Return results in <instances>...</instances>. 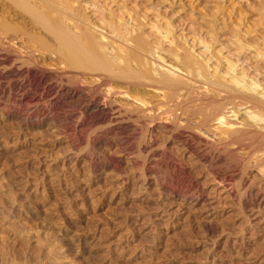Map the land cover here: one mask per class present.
Listing matches in <instances>:
<instances>
[{"label":"rangeland","instance_id":"rangeland-1","mask_svg":"<svg viewBox=\"0 0 264 264\" xmlns=\"http://www.w3.org/2000/svg\"><path fill=\"white\" fill-rule=\"evenodd\" d=\"M52 2L73 17L87 14L95 32L118 45L125 33L145 38L146 50L120 43L135 48L128 61L139 81L100 71L103 84L86 85L63 75L48 52L45 62H27L0 48V264H264V146L256 127L264 110L203 82L196 68L186 69L181 93H189L176 99L146 80L170 64L169 54L184 55L185 36L226 55L264 89V0ZM1 8L14 35L28 42L27 28L44 34L26 15ZM29 70L43 74L38 83ZM73 87L81 95L70 99L64 90ZM212 88L220 96L211 97ZM93 102L104 106L103 118L92 116ZM215 112L236 116L218 126Z\"/></svg>","mask_w":264,"mask_h":264},{"label":"bare ground","instance_id":"bare-ground-1","mask_svg":"<svg viewBox=\"0 0 264 264\" xmlns=\"http://www.w3.org/2000/svg\"><path fill=\"white\" fill-rule=\"evenodd\" d=\"M54 1V0H53ZM67 1V0H66ZM75 1V0H74ZM81 1V0H80ZM105 1V0H104ZM121 1V0H120ZM57 2V1H56ZM71 2V1H70ZM52 2V0H0V5L2 7V5H4V10L6 9L5 6H7V10H8V7L11 8L10 11L8 10L7 13L11 12V10H13L14 12L12 14H15V12H19V16H20V13H22V16L26 15L29 19V22L34 26L31 27L32 28H35L38 29L37 31L39 32H44L43 35V38L41 36H37L36 33L33 34V35H30L32 34V32L30 31V29L28 30L27 28V31L30 32L28 34L29 36L26 35V33H24V29L23 30H20L24 33V35H26L29 39V43L27 41H25L26 37H23L22 36H19V35H14L16 34V31L14 32V28L10 25H8L7 23H5L4 21L0 20V48H5L7 49L6 51L13 55L14 57H16V59H20L21 58H28L30 59L31 61L32 60H37L38 61V57H40V55H43V52L44 54H46L47 52L49 53V56L50 58H52V61L54 62L53 64L55 65V67H60L59 70H62L64 71L63 75L66 76L65 72L67 73H70L69 75L71 77L74 78V80H81L82 82L86 83L87 84H103L102 83V78L98 75V72L102 71L104 72L106 75H109L111 76V78L115 79V80H122V79H125L124 77L126 76V74H130L132 78L133 77V80H136L134 82H137L139 81V78H140V75L139 73H136L138 71V69L136 71L134 70H131V66L130 64L132 63H129V59L131 61V56L130 54L132 53L131 50L134 51L135 48H130L129 46L131 45H137L139 49H143L146 50L145 48L141 47L143 45L142 43V40H145L138 38L136 37L135 34H137V32L134 34V36L136 38L133 37V34L132 36H130L131 34H128V33H123L124 34V37L126 36L127 39L129 38L130 40H132L133 38V43L132 42H128V40L126 38H123L121 34L120 37V43H124L126 44V42L130 43V45L126 48H122V45H119L121 47H119V45L114 42V37L111 38L113 40H110L109 39H106V38H103L102 36L104 35H99L98 32H95V29L98 31V28L97 29V26H95L93 23H88V22H91L89 21V18L88 17V20L84 18V16H86L84 14L83 18H78V15L79 13H74V17H73V12L71 11V13H67L66 10H68L66 8L61 10L59 8L61 7H57L56 3ZM88 3V2H87ZM112 3L113 0H112ZM78 4V3H77ZM90 4V3H89ZM101 4V3H100ZM107 4V3H106ZM118 4V3H117ZM53 5H56V6H53ZM74 5V4H73ZM92 5V3H91ZM116 5V4H115ZM71 6V5H70ZM69 6V7H70ZM114 6V5H113ZM118 6V5H117ZM0 7V9H2ZM78 7V6H76ZM90 7V6H89ZM97 7V6H95ZM119 7V6H118ZM123 7V6H121ZM64 8V7H63ZM93 8V7H92ZM102 8V7H101ZM100 9V7H99ZM119 10V8H117ZM5 10V12L7 11ZM65 10V11H64ZM82 10V9H81ZM91 10V9H90ZM121 10V8H120ZM77 11V10H76ZM103 11V10H102ZM101 11V12H102ZM123 12H125L123 9H122ZM2 12V11H1ZM91 12V11H90ZM96 12V11H94ZM82 13V12H81ZM80 13V14H81ZM92 13H93V10H92ZM90 13V14H92ZM98 13V12H96ZM114 13V12H113ZM6 14V13H5ZM4 14V15H5ZM17 14V13H16ZM83 14V13H82ZM11 15V14H10ZM9 15V16H10ZM78 15V16H77ZM94 15V14H92ZM97 15V14H96ZM95 15V16H96ZM120 15V14H119ZM128 15V14H127ZM12 16V15H11ZM18 16V15H17ZM90 16V15H88ZM99 16V15H98ZM126 17V14L124 15ZM14 17V16H13ZM25 17V16H24ZM81 17V16H80ZM128 17V16H127ZM20 18V17H18ZM94 18V17H93ZM115 18V17H114ZM11 19V18H10ZM9 19V20H10ZM22 19V18H21ZM26 19V17H25ZM26 19V20H27ZM91 19V18H90ZM96 19V18H94ZM127 19V18H126ZM134 19V18H133ZM145 19V18H144ZM87 20V21H86ZM102 20V19H99V21ZM115 20V19H114ZM114 20H111L114 21ZM122 16L120 18V23H122ZM95 21V20H94ZM92 21V22H94ZM104 21V20H103ZM103 21H100L101 23H103ZM106 21V20H105ZM104 21V22H105ZM117 21V20H116ZM115 21V22H116ZM110 22V21H109ZM124 22V21H123ZM128 22V20L126 21ZM125 22V24H126ZM141 22V20H140ZM151 22V20H150ZM28 23V22H27ZM98 23V22H97ZM108 23V21H107ZM148 23V22H147ZM91 24H93L94 26H91ZM99 24V23H98ZM124 24V23H123ZM128 24V23H127ZM131 24L132 23V20H131ZM146 25V23H144ZM29 25V23H28ZM111 26V24H109ZM121 25V24H120ZM101 26V25H100ZM99 26V27H100ZM104 26V25H103ZM106 26V24H105ZM104 26V27H105ZM117 24L115 25V28H116ZM124 25L120 26L123 27ZM126 26V25H125ZM147 26V25H146ZM158 26V25H157ZM155 25V28L154 26L150 28L151 31L154 29H156V37H157V33H160L158 31V29L156 28L157 27ZM29 27V26H28ZM107 27V26H106ZM128 27V25H127ZM139 27V25H138ZM141 27V26H140ZM139 27V28H140ZM102 28V27H101ZM112 28V27H111ZM126 28V27H124ZM129 28V27H128ZM135 28V27H134ZM164 28V27H163ZM21 29V28H20ZM106 29V28H105ZM104 29V30H105ZM143 29V28H142ZM161 29V28H160ZM18 31V29H16ZM33 30V29H32ZM109 30V29H108ZM117 30V28L115 29ZM123 30V29H122ZM138 30V29H137ZM163 30V29H162ZM19 31V32H20ZM112 31V30H111ZM110 31V32H111ZM130 31V30H129ZM127 31V32H129ZM136 31V30H135ZM134 31V32H135ZM14 32V33H13ZM18 32V33H19ZM100 32V31H99ZM133 32V31H132ZM142 32V30H141ZM150 32V31H149ZM22 33V34H23ZM34 33V32H33ZM102 33V30L101 32ZM113 33V31H112ZM118 33V32H117ZM151 33V32H150ZM149 33V34H150ZM154 33V31H153ZM152 33V34H153ZM163 33V32H162ZM13 34V35H12ZM38 34V35H39ZM47 34L49 36H47ZM106 34V33H105ZM143 34V33H142ZM142 34H139L138 36L142 35ZM151 34V35H152ZM120 35V32L119 34H117V36ZM129 35V36H127ZM163 35V34H162ZM161 35V36H162ZM177 35V34H176ZM176 35H174V37H176ZM46 36V37H44ZM106 36V35H105ZM104 36V37H105ZM165 36V35H164ZM179 35H177V38H178ZM183 36V35H182ZM108 38V36H106ZM154 37V36H153ZM49 38V40H48ZM116 38V37H115ZM147 38V37H146ZM25 39V40H23ZM27 39V40H28ZM155 39V38H154ZM153 39V40H154ZM158 39L159 36H158ZM165 39V37H164ZM170 39V38H169ZM48 40V41H47ZM116 40V39H115ZM119 40V39H117ZM157 40V38H156ZM161 40V39H160ZM167 40V38L165 39ZM180 40H181V43H182V47L184 48V55L180 54V55H177L178 52L176 53H171L169 54V58L171 60L170 64L167 65V64H164L163 62V66L167 67V68H159V71L156 73V75L153 77V78H149L146 80H150V82H157L159 84H162L164 85V87L168 90L167 91V95L170 96V98L177 96L179 95L180 96V93H181V89H185L184 87H187V82L183 79V74L187 72V68L189 70V68H194V70L197 69V71L195 73H198L200 74L199 72H201V76L200 78L202 77V80H204L203 82H217L219 84V86L221 85V87L223 86V88L226 90V92H224V94L226 95H230L232 97H239L240 99L239 100H245V103H248L249 101L252 102L253 104H255L256 106H258L260 109L264 110V89L263 88H260L259 86L260 85H257V82H254L253 80H249V78L245 79L246 76L243 74L244 71L242 72L241 69L237 68L235 66V63L234 64H231L230 61L228 62L227 58L224 56V55H221L218 51H214L213 53L209 52L211 50H208L207 47L209 46H205L202 44V42H199L198 40L195 41V39H192V38H189L188 39L184 36V38L180 37ZM179 40V41H180ZM162 41V40H161ZM160 41V42H161ZM170 42V40H168ZM201 41V40H200ZM146 42V40H145ZM132 43V44H131ZM151 43V42H150ZM157 43V42H156ZM156 43H152V44H156ZM180 43V42H179ZM124 44V45H125ZM151 44V45H152ZM161 44V43H160ZM163 44V43H162ZM173 45V41L170 43V45ZM175 44V43H174ZM177 44V43H176ZM205 44V43H204ZM133 45V47H134ZM148 46V42L147 43H144V46L147 47ZM150 45V44H149ZM157 46V45H156ZM176 46V45H175ZM174 46V47H175ZM178 46V45H177ZM181 46V45H180ZM124 47V46H123ZM132 47V46H131ZM141 47V48H140ZM157 47H160V46H157ZM181 47V49H182ZM242 47V46H241ZM153 48H155L153 46ZM169 48V47H168ZM176 48V47H175ZM179 47H177L178 49ZM138 49V50H139ZM226 49V48H225ZM169 50V49H168ZM174 50V49H173ZM179 50V49H178ZM177 50V51H178ZM238 50V49H237ZM236 50V52H237ZM131 51V53H130ZM142 51V50H141ZM181 51V50H179ZM213 51V50H212ZM220 51V50H219ZM241 51V48L239 50V52ZM244 51V50H243ZM247 51V50H246ZM264 51V50H263ZM154 52V51H153ZM159 52V50H158ZM42 53V54H41ZM135 53V52H134ZM160 53V52H159ZM235 53V52H234ZM241 53V52H240ZM143 54V53H142ZM148 54V52H147ZM150 54V53H149ZM168 54V53H167ZM47 55V54H46ZM138 55V54H137ZM154 55V54H153ZM158 55V53H157ZM235 55V54H234ZM255 55V54H254ZM48 56V55H47ZM156 56V55H155ZM180 56H182L181 59ZM233 56V55H232ZM237 56V55H236ZM44 57V55H43ZM46 57V56H45ZM138 57V56H137ZM142 57V56H141ZM140 57V59H141ZM151 57V56H150ZM157 57V56H156ZM155 57V59H156ZM176 57H177V60H176ZM234 57V56H233ZM41 58V57H40ZM135 58V57H134ZM145 58V57H144ZM148 58V57H146ZM159 58V57H157ZM263 58V57H262ZM28 59H26L27 62H30V60L28 61ZM42 59V58H41ZM44 60H47L49 58H43ZM42 59V61H43ZM143 59V57H142ZM161 59V58H160ZM176 63V61H178ZM181 60H182V64L181 65ZM240 60V59H239ZM17 61V60H16ZM36 61V62H37ZM51 61V62H52ZM124 62L121 66L120 63L121 62ZM143 61V60H142ZM146 61V59H145ZM241 61V60H240ZM255 61V60H254ZM34 62V61H33ZM45 62V61H43ZM48 62V61H47ZM50 62V60H49ZM50 62V63H51ZM147 62V61H146ZM35 63V62H34ZM41 63V62H40ZM141 63V62H140ZM180 63V64H179ZM45 64V63H43ZM53 64H50V66ZM137 64V63H136ZM158 64V63H157ZM254 64V63H253ZM3 65V64H2ZM120 65V66H119ZM159 65V64H158ZM182 67H181V66ZM49 66V64H48ZM186 66V68L184 67ZM238 66V65H237ZM51 67V69H53ZM54 67V68H55ZM114 67H117V68H120V69H117L119 71L117 72H114ZM140 67V66H138ZM152 67V66H151ZM184 67V68H183ZM50 68V67H49ZM196 68V69H195ZM154 69V68H153ZM261 69V68H260ZM259 69V70H260ZM54 70V69H53ZM52 70V71H53ZM145 70V69H143ZM193 70V71H194ZM246 70V69H245ZM55 71V70H54ZM116 71V69H115ZM257 71V70H256ZM42 72V71H40ZM50 72V71H49ZM139 72V71H138ZM141 72V71H140ZM143 72V71H142ZM258 72V71H257ZM59 73V72H58ZM155 73V72H154ZM194 72H192L191 74H193ZM246 73V72H245ZM29 74L32 76L31 78H33V81H35L36 83L39 82V79H41V74L40 76L37 74V72L35 70H29ZM47 74V73H45ZM100 74V73H99ZM254 74V73H253ZM257 74V73H255ZM51 75V74H50ZM61 76H63L61 73H60ZM185 75V74H184ZM249 75V74H248ZM259 75V74H258ZM60 76V78H61ZM128 76V75H127ZM199 77V75L195 74L194 77ZM251 76V75H250ZM46 77V76H44ZM50 77V76H49ZM53 77V76H52ZM70 77V78H71ZM249 77V76H248ZM262 77V76H261ZM77 78V79H76ZM129 78V77H127ZM143 78V77H141ZM72 79V78H71ZM253 79V78H252ZM61 80V79H60ZM189 80V79H188ZM38 81V82H37ZM80 81V82H81ZM263 81V80H262ZM79 82V83H80ZM254 82V83H253ZM76 83V82H75ZM107 84V82H105ZM195 83V80L194 82ZM196 83H197V80H196ZM54 84V83H53ZM135 84V83H134ZM210 84V83H209ZM217 84V85H218ZM56 85V84H55ZM65 85V84H64ZM83 85V83H82ZM105 85V84H104ZM126 85V84H125ZM133 85V84H132ZM160 85V86H162ZM216 85V86H217ZM264 85V84H263ZM71 86V85H70ZM75 86V85H74ZM106 86H109V85H106ZM151 86V85H150ZM60 87V86H58ZM68 87V86H67ZM110 87V86H109ZM107 87L106 89L108 90V92L110 91V88ZM113 87V86H111ZM117 87V86H116ZM190 87V86H189ZM213 87V86H212ZM64 88V87H63ZM70 88V87H68ZM65 89L64 91L66 92L65 94L67 95L68 98L72 99L73 96H80L81 95V90L79 91L77 88L74 89ZM114 88V87H113ZM112 88V89H113ZM138 88V87H137ZM209 88V87H208ZM61 89V87H60ZM118 89V88H117ZM121 90V89H120ZM126 90V89H125ZM135 90V89H134ZM152 90V89H151ZM161 90V89H160ZM159 90V91H160ZM191 91V89H189ZM220 90V91H219ZM217 92L214 88L212 89H209V94H211V97L212 95L215 96H220V93H221V89H219ZM223 90V89H222ZM106 92V90H104ZM115 91V90H113ZM117 91V90H116ZM180 91V92H179ZM188 89L186 90V93L188 94L189 92H187ZM194 91V90H193ZM204 91V90H203ZM161 92V91H160ZM185 92V90H184ZM182 94V96H185L187 95L186 93ZM200 92V91H199ZM107 93V92H106ZM118 93V92H117ZM126 93V92H125ZM192 93V92H191ZM198 93V91H197ZM153 94V93H152ZM184 94V95H183ZM194 94V93H193ZM196 94V93H195ZM199 94V93H198ZM201 94V93H200ZM205 94V93H204ZM101 95V94H100ZM119 95H120V91H119ZM122 95V94H121ZM138 95V94H137ZM203 95V94H202ZM201 95V96H202ZM208 95V94H206ZM204 95V96H206ZM105 96V95H104ZM150 96V95H149ZM166 96V97H168ZM191 96V95H190ZM210 96V95H208ZM124 97H127V96H124ZM137 97V96H136ZM187 97V96H186ZM231 97V98H232ZM106 98V97H104ZM118 98V97H117ZM133 98V97H132ZM143 98V97H142ZM178 98V96L176 97ZM175 98V99H176ZM188 98V97H187ZM190 98V97H189ZM194 98V97H193ZM233 98V100H234ZM136 99V98H135ZM139 99V98H138ZM150 99V98H149ZM228 99H229V96H228ZM112 100V99H111ZM147 100V99H146ZM156 100V99H155ZM224 100V99H223ZM232 100V99H230ZM75 101V100H74ZM134 101V100H133ZM203 101V100H202ZM238 101V99H237ZM248 101V102H247ZM76 102V101H75ZM157 102V101H156ZM179 102V101H178ZM240 102V101H239ZM243 103V101H241ZM87 103V102H86ZM104 103V102H103ZM123 103V102H121ZM137 103V102H136ZM165 103V102H164ZM223 103V102H222ZM232 103V102H231ZM139 104V103H138ZM141 104V102H140ZM105 105V104H104ZM107 105V103H106ZM145 105V104H144ZM158 105V104H157ZM156 105V106H157ZM161 105V104H160ZM179 105V103H178ZM203 105V104H202ZM209 105V103H208ZM240 105V104H239ZM129 106V105H128ZM142 106V105H140ZM196 106V105H195ZM216 106V105H215ZM104 106H101L98 104V102H93V106L91 108L90 111L93 112V117H97V118H103L104 116V109H103ZM125 107V106H124ZM205 107V106H204ZM226 107V106H225ZM239 107V106H238ZM253 107V106H252ZM114 108V107H113ZM123 108V107H122ZM121 108V109H122ZM197 108V107H196ZM207 108V107H206ZM213 108V107H212ZM115 109V108H114ZM223 109V108H222ZM89 110V109H88ZM125 110V109H124ZM220 110V108H219ZM108 111V110H107ZM162 111V110H161ZM209 111V110H208ZM207 111V112H208ZM216 111V110H215ZM223 111V110H222ZM246 111V110H245ZM213 112V111H212ZM226 112V111H225ZM238 112V111H237ZM236 112V113H237ZM118 113V112H117ZM211 113V112H210ZM216 113V112H215ZM230 113V112H229ZM131 114V113H130ZM225 114H228V113H225ZM224 112H220V113H216L215 114V118L214 119V124L216 125H223V124H226L227 122H225L226 118H229V117H235L236 114L234 113H230V115H225ZM252 114V113H251ZM254 114V113H253ZM257 114V113H256ZM255 114V115H256ZM262 114V113H261ZM214 115V114H213ZM210 116V115H208ZM257 116V115H256ZM145 117V116H144ZM167 117V116H166ZM207 117V116H205ZM243 117V116H242ZM241 117V119H242ZM245 117V116H244ZM165 118V117H164ZM200 118V116L198 117ZM203 118V117H202ZM209 118V117H208ZM201 119V118H200ZM206 118L203 119V121L205 120ZM96 120V119H95ZM145 120V118H144ZM186 121V120H185ZM201 121V120H200ZM204 123V122H203ZM237 125V124H236ZM242 125V124H241ZM194 127V126H193ZM198 127V126H197ZM232 128V126L230 125H227L226 128ZM256 127L259 129L260 133L258 136L260 137V140L262 141L260 144H262L264 146V117L263 119L261 118V122L260 123H257ZM246 128V127H245ZM251 128V127H250ZM256 128V129H257ZM222 129V128H221ZM245 130V129H244ZM263 132V134H262ZM250 133V132H249ZM235 134V133H233ZM239 134V133H238ZM241 134V132H240ZM239 134V135H240ZM242 135V134H241ZM257 135V134H256ZM254 136V135H253ZM258 136H255L256 139ZM219 137V136H218ZM240 137V136H239ZM236 138L238 139V135H236ZM252 139L254 140V137H252ZM258 140V139H257ZM231 141V140H230ZM236 141V140H235ZM238 141V140H237ZM236 141V142H237ZM259 141V140H258ZM235 142V143H236ZM231 143V142H230ZM239 143V142H238ZM225 144V143H224ZM235 145V144H234ZM261 146V145H260ZM259 147V146H258ZM233 148V147H232ZM263 150V149H262ZM258 151V150H257ZM235 152V151H234ZM254 152V151H253ZM251 154V153H250ZM254 156V155H253ZM257 156V155H256ZM261 158L260 159H264V151L262 154L259 155ZM259 159V160H260ZM264 165V164H263ZM257 169V168H256ZM259 169V168H258ZM256 196V195H255Z\"/></svg>","mask_w":264,"mask_h":264}]
</instances>
